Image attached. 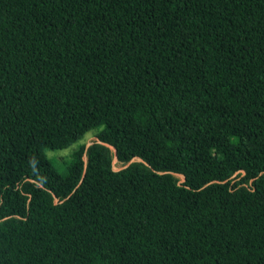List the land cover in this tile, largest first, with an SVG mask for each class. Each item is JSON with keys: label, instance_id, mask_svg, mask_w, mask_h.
<instances>
[{"label": "trees", "instance_id": "trees-1", "mask_svg": "<svg viewBox=\"0 0 264 264\" xmlns=\"http://www.w3.org/2000/svg\"><path fill=\"white\" fill-rule=\"evenodd\" d=\"M0 264H264V0H0Z\"/></svg>", "mask_w": 264, "mask_h": 264}, {"label": "rangeland", "instance_id": "rangeland-1", "mask_svg": "<svg viewBox=\"0 0 264 264\" xmlns=\"http://www.w3.org/2000/svg\"><path fill=\"white\" fill-rule=\"evenodd\" d=\"M97 140L95 133L91 132L89 133L84 139L74 143L68 148L57 150V151H47L48 157L53 161L54 165L60 172L65 171V167L67 163L70 161V155L72 154L73 150L78 147L80 143H86V145L89 147L91 146L95 141ZM120 168L119 164L115 165V169L118 170Z\"/></svg>", "mask_w": 264, "mask_h": 264}, {"label": "water", "instance_id": "water-1", "mask_svg": "<svg viewBox=\"0 0 264 264\" xmlns=\"http://www.w3.org/2000/svg\"><path fill=\"white\" fill-rule=\"evenodd\" d=\"M116 151V150H115Z\"/></svg>", "mask_w": 264, "mask_h": 264}]
</instances>
